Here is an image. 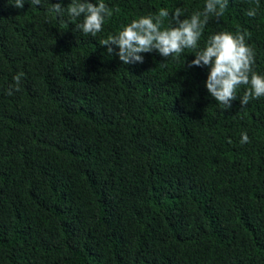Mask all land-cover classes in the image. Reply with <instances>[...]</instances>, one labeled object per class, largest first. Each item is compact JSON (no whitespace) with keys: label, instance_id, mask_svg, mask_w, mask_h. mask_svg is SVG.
Returning <instances> with one entry per match:
<instances>
[{"label":"trees","instance_id":"1","mask_svg":"<svg viewBox=\"0 0 264 264\" xmlns=\"http://www.w3.org/2000/svg\"><path fill=\"white\" fill-rule=\"evenodd\" d=\"M13 2L0 0V264H264V97L222 110L210 69L188 67L211 35L246 31L264 76V0H228L178 60L130 65L100 41L206 0H103L96 37L49 11L71 0Z\"/></svg>","mask_w":264,"mask_h":264},{"label":"clouds","instance_id":"2","mask_svg":"<svg viewBox=\"0 0 264 264\" xmlns=\"http://www.w3.org/2000/svg\"><path fill=\"white\" fill-rule=\"evenodd\" d=\"M13 7L23 9L25 0H14ZM31 5L41 6V0H31ZM228 7V0H206L202 12L197 11L190 17H184V9L177 7L174 13L166 8H160L156 15L142 16L123 27L116 35H109L100 41L107 48L109 55L115 54L124 65L144 63V53L158 52L166 60H178L185 49H197L205 26L210 16H222ZM49 11L63 18L65 12L75 24V32L84 37H96L103 31L106 18L113 15L112 10L103 2L96 0H71L65 8L62 3L51 5ZM255 17V9L247 13ZM170 17V24L163 29L164 19ZM163 29V30H162ZM248 33L237 31L219 32L211 35L204 48L196 51L195 59L188 67H208L210 69L205 85L208 93L222 107V110L232 108V102L239 99L241 108L248 106L250 100L264 97V76L254 71L255 53L246 43ZM115 46V47H114ZM116 48L119 51H116ZM22 74L13 79L16 90L21 82ZM246 86L243 95L237 96V89ZM12 90L9 89V95ZM250 143L247 133L242 134L241 144Z\"/></svg>","mask_w":264,"mask_h":264}]
</instances>
